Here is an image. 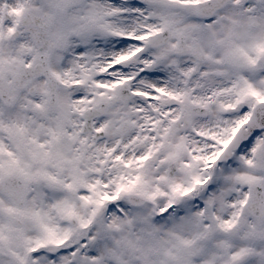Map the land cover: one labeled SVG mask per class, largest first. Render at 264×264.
Returning a JSON list of instances; mask_svg holds the SVG:
<instances>
[{
    "label": "snow or ice",
    "instance_id": "6c2138e0",
    "mask_svg": "<svg viewBox=\"0 0 264 264\" xmlns=\"http://www.w3.org/2000/svg\"><path fill=\"white\" fill-rule=\"evenodd\" d=\"M0 264H264V0H0Z\"/></svg>",
    "mask_w": 264,
    "mask_h": 264
}]
</instances>
